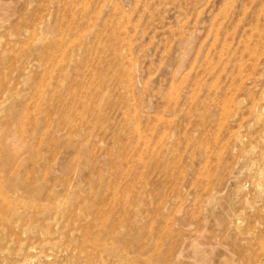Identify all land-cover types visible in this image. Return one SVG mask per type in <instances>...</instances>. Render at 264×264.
<instances>
[{"label": "rangeland", "instance_id": "rangeland-1", "mask_svg": "<svg viewBox=\"0 0 264 264\" xmlns=\"http://www.w3.org/2000/svg\"><path fill=\"white\" fill-rule=\"evenodd\" d=\"M0 264H264V0H0Z\"/></svg>", "mask_w": 264, "mask_h": 264}]
</instances>
